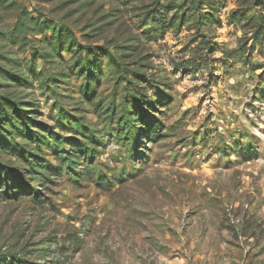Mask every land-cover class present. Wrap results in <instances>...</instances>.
Wrapping results in <instances>:
<instances>
[{
    "label": "rangeland",
    "instance_id": "1",
    "mask_svg": "<svg viewBox=\"0 0 264 264\" xmlns=\"http://www.w3.org/2000/svg\"><path fill=\"white\" fill-rule=\"evenodd\" d=\"M0 264H264V0H0Z\"/></svg>",
    "mask_w": 264,
    "mask_h": 264
}]
</instances>
